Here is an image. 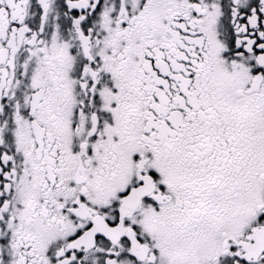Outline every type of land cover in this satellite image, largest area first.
I'll list each match as a JSON object with an SVG mask.
<instances>
[{
  "label": "snow or ice",
  "instance_id": "1",
  "mask_svg": "<svg viewBox=\"0 0 264 264\" xmlns=\"http://www.w3.org/2000/svg\"><path fill=\"white\" fill-rule=\"evenodd\" d=\"M0 264H264V0H0Z\"/></svg>",
  "mask_w": 264,
  "mask_h": 264
}]
</instances>
